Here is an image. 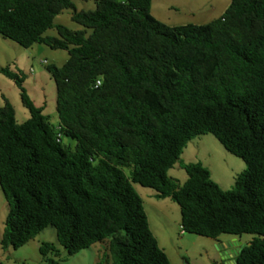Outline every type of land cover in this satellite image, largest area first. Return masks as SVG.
Instances as JSON below:
<instances>
[{"label":"trees","instance_id":"1","mask_svg":"<svg viewBox=\"0 0 264 264\" xmlns=\"http://www.w3.org/2000/svg\"><path fill=\"white\" fill-rule=\"evenodd\" d=\"M149 6L0 0L2 36L67 52L61 64L47 65L54 123L28 96L23 75L0 66L28 112L17 121L12 104L0 103V244L16 247L51 224L67 253L105 240L97 264H170L137 182L177 203L183 231L251 233L235 264H264V0H229L202 23L168 24ZM66 7L82 28L53 23ZM51 26L57 34H44ZM203 132L245 161L228 189L200 161L179 159L187 140ZM175 162L185 172L181 183L166 172ZM38 248L39 264L55 263L46 255L56 254L53 243Z\"/></svg>","mask_w":264,"mask_h":264},{"label":"rangeland","instance_id":"2","mask_svg":"<svg viewBox=\"0 0 264 264\" xmlns=\"http://www.w3.org/2000/svg\"><path fill=\"white\" fill-rule=\"evenodd\" d=\"M72 2L76 9L94 6V0ZM228 2L229 0H153L151 10L159 20L168 24L202 23L220 14ZM71 12V7L61 9L53 16V23H61L72 29L82 28L81 24L71 19ZM86 31L88 32L89 28H86ZM44 34L57 33L51 26L45 29ZM66 56L64 48L50 47L41 42L24 47L0 34V66L7 65L23 75L22 84L28 96L34 103L42 106V112L48 115L52 123L56 121L55 87L47 65L50 63L59 65ZM42 59L44 62H41ZM4 98L12 104L17 121L28 115L27 109L20 101L17 86L0 72V103ZM62 141L74 143L73 139L66 136H62ZM179 159L184 162L200 161L209 170L211 179L222 189L232 187L236 173L246 167L241 157L225 149L210 132L198 133L189 138L179 153ZM166 172L177 183H181L185 178V172L177 162L168 167ZM133 186L142 196L143 207L153 230L164 233L163 228L165 229V236L160 234L159 241L161 243V239L164 240L161 245L170 264L227 263V258L211 237L180 231L179 208L176 202L166 196H155L151 187L137 182H133ZM145 192L150 193L146 195ZM5 213L6 203L0 190V232L3 229ZM239 235L242 238L241 242H246L252 234L243 232ZM220 236L224 237L226 234L221 233ZM41 241L54 244L56 254L50 251L46 253L55 259L54 264H97L106 248V241L102 240L67 253L57 242L54 227L47 224L16 247L0 244V264H39L43 256L38 248Z\"/></svg>","mask_w":264,"mask_h":264},{"label":"crops","instance_id":"3","mask_svg":"<svg viewBox=\"0 0 264 264\" xmlns=\"http://www.w3.org/2000/svg\"><path fill=\"white\" fill-rule=\"evenodd\" d=\"M152 1L153 0H150V6H149V11H150V13L155 17V18H157L155 15H154V13L152 12V10H151V4H152ZM78 9H80V8H78ZM158 19V18H157ZM29 46H31V45H29ZM34 104H36V103H34ZM36 105H38V104H36ZM38 106H40L41 107V110H42V106L41 105H38ZM56 113V112H55ZM150 192H145V194L147 195V194H149ZM154 193V192H153ZM139 195H140V197H141V201H142V204H143V199H142V196H141V194L140 193H138ZM144 208V207H143ZM144 211H145V209H144ZM145 214H146V218H147V222H148V225H149V228H150V230H151V232H152V234L154 235V237H155V239H156V241H157V244L163 249V246L161 245V243H164L163 241V239H161V243H160V241H159V235L160 234H162L163 236H165V229L163 228V232L164 233H162V232H157V231H155V230H153V228H152V226H151V223H150V220H149V217H148V215H147V213H146V211H145ZM156 221V220H155ZM1 231V230H0ZM221 234V233H220ZM220 234L219 235H217L216 237H211L214 241H215V243H216V245L218 246V248H221V247H227V246H222V244L224 243V242H226V240H228L229 238H233V241L234 242H238V241H242V238L240 237V235L239 234H229V233H225L226 234V236H224V237H222V236H220ZM0 235H1V232H0ZM221 246V247H220ZM230 252H231V249L229 248V249H227V250H225L224 251V253H225V257L227 258V260L228 261H230Z\"/></svg>","mask_w":264,"mask_h":264},{"label":"water","instance_id":"4","mask_svg":"<svg viewBox=\"0 0 264 264\" xmlns=\"http://www.w3.org/2000/svg\"><path fill=\"white\" fill-rule=\"evenodd\" d=\"M247 242H234L233 238H229L228 240H226V242H224L222 244V246H227V247H231V253H230V261L227 260L226 264H235L234 258L233 256L236 254V252L238 251L239 248H241L243 245H245ZM225 256V255H224ZM184 264H187L186 262Z\"/></svg>","mask_w":264,"mask_h":264},{"label":"flooded vegetation","instance_id":"5","mask_svg":"<svg viewBox=\"0 0 264 264\" xmlns=\"http://www.w3.org/2000/svg\"><path fill=\"white\" fill-rule=\"evenodd\" d=\"M221 247V246H220ZM231 248L230 246L229 247H221L219 250L222 252L223 256L225 255L224 251ZM231 253V252H230ZM225 257V256H224Z\"/></svg>","mask_w":264,"mask_h":264},{"label":"built area","instance_id":"6","mask_svg":"<svg viewBox=\"0 0 264 264\" xmlns=\"http://www.w3.org/2000/svg\"><path fill=\"white\" fill-rule=\"evenodd\" d=\"M42 62H44V59L41 60ZM96 83L98 82V80L95 81ZM181 231V230H180Z\"/></svg>","mask_w":264,"mask_h":264},{"label":"clouds","instance_id":"7","mask_svg":"<svg viewBox=\"0 0 264 264\" xmlns=\"http://www.w3.org/2000/svg\"><path fill=\"white\" fill-rule=\"evenodd\" d=\"M42 62V61H41ZM180 230L182 231V229L180 228Z\"/></svg>","mask_w":264,"mask_h":264}]
</instances>
